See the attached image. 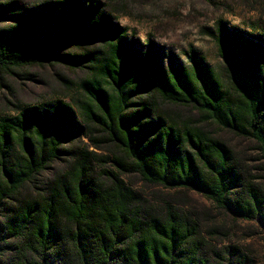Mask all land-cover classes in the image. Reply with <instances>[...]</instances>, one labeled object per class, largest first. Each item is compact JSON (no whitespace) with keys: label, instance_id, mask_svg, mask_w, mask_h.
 Returning a JSON list of instances; mask_svg holds the SVG:
<instances>
[{"label":"trees","instance_id":"16d2710c","mask_svg":"<svg viewBox=\"0 0 264 264\" xmlns=\"http://www.w3.org/2000/svg\"><path fill=\"white\" fill-rule=\"evenodd\" d=\"M261 36L258 43L220 34L219 66L192 58L167 71L150 47L134 53L98 3L34 8L0 0V76L48 63L83 73L77 85L56 74L63 92L79 93L80 121L60 101L0 117V258L13 252L15 264H244L234 247L211 243L206 220L173 200L138 193L124 177L193 191L264 231L260 177L216 134L248 140L264 155V29ZM62 158L64 168L40 183Z\"/></svg>","mask_w":264,"mask_h":264},{"label":"rangeland","instance_id":"374dc122","mask_svg":"<svg viewBox=\"0 0 264 264\" xmlns=\"http://www.w3.org/2000/svg\"><path fill=\"white\" fill-rule=\"evenodd\" d=\"M15 1L37 8L46 2L64 0ZM82 1L89 5L98 3L99 10L111 24L123 30L124 43L134 53L141 55L150 47L167 71L188 67L192 58H202L210 67L219 66L221 58L215 39L220 34L238 35L258 43L263 39L264 0ZM68 67L48 63L27 69L26 74L18 72V76H0V117L15 115L18 107L60 101L79 120L76 105L79 93L73 90L66 94L56 79V74H60L77 85L83 73L80 69ZM216 134L249 167L252 175L260 177L258 181L264 187V155L256 150L255 144L226 131ZM81 141L88 144L84 136ZM64 166L65 159L62 158L42 172L38 181L45 183L53 172ZM124 178L125 183L138 193L149 198L154 195V200L159 203L173 200L194 216L206 220L201 224L209 227L203 230L213 231L208 235L213 245L234 247L246 259L244 264H264V231L255 221L234 220L193 191L154 189L144 185L136 176ZM14 255L6 252L0 258V264H15Z\"/></svg>","mask_w":264,"mask_h":264}]
</instances>
